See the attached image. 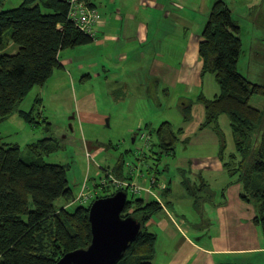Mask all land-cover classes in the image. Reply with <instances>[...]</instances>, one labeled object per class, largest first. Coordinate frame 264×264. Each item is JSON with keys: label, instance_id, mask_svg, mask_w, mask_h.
I'll return each mask as SVG.
<instances>
[{"label": "trees", "instance_id": "16d2710c", "mask_svg": "<svg viewBox=\"0 0 264 264\" xmlns=\"http://www.w3.org/2000/svg\"><path fill=\"white\" fill-rule=\"evenodd\" d=\"M68 12V0H23L0 12V123L17 112L34 87L45 85L60 68V52L94 41V32L80 31L68 19ZM241 33L228 6L216 1L202 30L198 54L202 76L212 74L219 92L212 99L200 96L198 101L205 110L203 127L216 126L220 115L229 119L236 155L224 161L223 167L237 177L241 199L254 206V222L264 240V111L249 103L255 95L264 97V87L238 72L243 53ZM20 116L30 125L45 124L46 133L51 131L50 123L38 116L35 121L31 111L20 112ZM184 119L187 121L188 115ZM181 134V128L175 134L168 122L158 127L156 161L172 154ZM220 141L223 150V139ZM57 146L52 138L26 145L25 152L33 157L27 162L18 145L0 141V264H57L65 254L86 249L91 242L90 207L72 204L75 197L67 178L69 167L43 159ZM60 200L64 205L58 207ZM160 210L156 201L128 200L121 217H133L142 229L117 264H153L156 237L144 227Z\"/></svg>", "mask_w": 264, "mask_h": 264}, {"label": "crops", "instance_id": "0c3cea01", "mask_svg": "<svg viewBox=\"0 0 264 264\" xmlns=\"http://www.w3.org/2000/svg\"><path fill=\"white\" fill-rule=\"evenodd\" d=\"M216 1H222L228 6L238 25L242 19L240 14L258 13L260 7L257 5L264 3V0H87L101 14V20L94 28L92 44L104 53L99 55L100 64L92 61L87 65L90 71L91 68L101 66V75L81 78L82 85L93 79H104L107 84L109 80L107 74L103 73L102 61H106L112 68L111 75L123 78L120 81L117 77L114 84L127 82L126 78L131 75L143 79L146 75V80L159 90L168 110L172 107L169 102L173 98L177 100L173 106L176 113H183L184 118L188 115L187 123L180 127L182 134L179 140L202 152L177 157L174 150L172 154L166 155L172 157L173 164H165L162 170L161 157L156 161L154 153L149 156L147 154V147L152 148L153 143L149 141L150 134L139 136L132 133L133 144L140 140L144 145L134 149L135 152H127L134 154L136 160L142 163V168L140 163L137 166L123 158L118 161L112 173L105 171L110 173L109 178H115L128 186L125 189L127 194L131 193L134 198L144 202L156 201L161 207L160 212L153 215L144 227L156 237L153 264H264V240L260 227L254 222L255 208L241 199V185L234 182V178L224 169L223 160L217 154L220 140L203 133L201 126L205 120L204 107L194 102L193 105L188 104V99H195L201 94H196V91L204 87L206 76H201L202 59L198 54L202 39L192 31L189 41L187 27L198 15H204L207 19ZM237 2L244 7L236 10ZM183 21L185 25L181 23ZM177 45H181L179 47H183V50L175 58L173 49L179 48ZM66 52L64 50L59 53L60 68L54 70L51 76H54L55 71H64L70 63L73 64V60L65 56ZM91 52L92 49L88 53ZM139 80L143 83L141 78ZM57 91L54 98L59 95L58 99H61L62 95ZM207 91L202 94L206 98ZM144 93L147 100L152 101L147 87ZM43 96L44 87L36 91L35 98L43 99ZM39 106L38 103L37 108ZM20 112L28 111L19 105L16 113L0 123V141L3 144L19 147L25 144L26 147L46 138L58 140L52 128L49 133L43 130L44 134L34 141L14 138L20 130L26 129ZM42 112L38 111L39 120L47 121V118L42 117ZM77 114L80 120L96 124L105 122V116L98 115L95 98L90 92L84 94L78 102ZM162 123L156 127L144 122L137 132H144L143 127L152 128L155 132ZM171 128L174 131L172 125ZM155 149L156 152L160 151L158 146ZM151 160L156 161V164L150 163ZM170 167L175 173L167 178L171 172ZM218 180L221 181L220 186L214 188Z\"/></svg>", "mask_w": 264, "mask_h": 264}, {"label": "rangeland", "instance_id": "374dc122", "mask_svg": "<svg viewBox=\"0 0 264 264\" xmlns=\"http://www.w3.org/2000/svg\"><path fill=\"white\" fill-rule=\"evenodd\" d=\"M22 2L23 0H1L0 12L15 8ZM242 6V4L237 2L235 4V9H242L244 7ZM257 6L260 7L258 13L247 15H245V13L240 14L242 19L239 21V26L242 30L240 37L243 43V53L238 64V72L251 83L264 87V3ZM206 20V16L204 15H198L191 20L192 24L187 27L190 33V35H187L188 40L193 33L196 37H200L201 39V33ZM181 23L184 24V21ZM184 25H182V27ZM179 46L181 45H177V47ZM13 49L12 46L9 47V51ZM90 49H92V52L88 53ZM174 49L173 55L175 58H178L183 47ZM66 51L65 56L72 59L73 64L70 63L64 71H55L56 73L54 76H51L46 81L45 85L34 87L20 105L26 107L28 112H32V117L34 120L36 119L35 121H37V112L43 111L42 117L47 118V121L51 125L52 132L58 138L57 142L59 143V147L57 146L56 151L44 155L43 159L49 164L69 167L67 178L75 197L72 204L74 206L81 205V200L78 198L83 194V197H91L90 201L86 204L88 208L96 200V197L102 198L109 195V193L114 194L121 190L114 184L109 183L111 179L108 177V174L110 173L105 171H110L112 173L117 163L119 164L118 161L123 158L124 161L136 164L137 166L138 163H140L136 160L134 154L127 152L142 148L144 145L143 141L139 142L140 140L138 139V141L133 144L132 133H136L135 135L139 136L140 134H150L149 141L153 142L152 151L149 152L151 148L147 147V154L149 156V154L158 153L155 149V144L158 140L156 139L155 132L152 128L145 127L142 128L144 132H137L139 126H143L144 122H146L148 123L147 125L152 123L157 127L163 121H169L175 134H177L180 127L187 122L184 119V114L176 113L173 107L176 105L177 100L171 99L169 104L172 105V107L168 110L166 104H163L164 99L161 97L159 90L157 91L153 84L146 80V75H144V79L138 75H131L126 78L127 82L114 84L117 77L118 79L121 77L111 75L113 72L112 68L107 65L106 61H102L101 63L104 65L103 73L107 74L109 80L107 84L104 82V79H93L92 82H87L82 85V82H80L81 78L87 75H101V66L96 67V69L91 68L90 71V67H87V65L92 61H96L100 64L99 55L104 52H101L100 49L92 43L89 46H80L67 49ZM164 51L166 50L162 52ZM205 76L204 87L196 91V94L198 92L201 94H198L195 99L193 97L188 99L190 101L188 103L189 105H193V102L196 105H200L201 103L198 101L200 96L205 99H212L218 94L219 87L217 86L214 76L212 74H206ZM140 78L143 83H140ZM121 79L123 80V78ZM121 79L120 81H122ZM134 81L139 82L134 83ZM43 87V99H41L42 97L35 98L36 91ZM145 87L149 89L150 95H147L152 100L150 102L145 96ZM206 89L208 90L205 93L207 98L202 95ZM56 90H59V92H57L62 95L61 99H58L59 95L54 98ZM161 90H163L162 87ZM89 92L95 98L96 107L99 110L98 115L105 116L104 123L96 124L87 120H80L77 114L78 102L84 94ZM179 92L180 90H178L177 94H179ZM36 99L40 100V106L38 108ZM249 103L252 107L264 111V97L255 95L250 99ZM153 105L156 110L152 108ZM74 117L75 119L73 120ZM25 123V131L20 130L18 136H13L14 138L19 139V141L27 139V141L30 142L44 134L43 127H45V124L30 125L27 122ZM70 126H72V130ZM217 126L218 128H216ZM202 130L204 134H209L219 140L220 138L223 139L224 149L222 150V146L219 144L217 150V154L220 155V158H223V162H229L231 156L236 155L233 135L229 119L226 115H220L218 117L216 126H202ZM20 150L22 152V158L30 162L33 157L28 152H25V144H22ZM175 152L177 157L202 153L201 150L193 145L189 147L184 145L179 139L175 145ZM160 160L163 166L162 170L163 168L165 169L166 165L173 164L171 156L162 155ZM150 163L156 164V161L151 160ZM140 168H142V163H140ZM162 170L160 169L161 172ZM170 171L167 178L172 177L175 173L172 167H170ZM232 178H234V182H237V177L234 176ZM220 183L221 181L218 180L214 188H218ZM127 199L131 200L136 198L129 193ZM62 205H64L63 201L60 200L57 202L58 207Z\"/></svg>", "mask_w": 264, "mask_h": 264}, {"label": "water", "instance_id": "95a60500", "mask_svg": "<svg viewBox=\"0 0 264 264\" xmlns=\"http://www.w3.org/2000/svg\"><path fill=\"white\" fill-rule=\"evenodd\" d=\"M127 195L120 190L110 197L96 199L88 213L89 246L65 254L57 264H117L142 229L141 223L133 217H121L128 202Z\"/></svg>", "mask_w": 264, "mask_h": 264}, {"label": "built area", "instance_id": "2783aa9c", "mask_svg": "<svg viewBox=\"0 0 264 264\" xmlns=\"http://www.w3.org/2000/svg\"><path fill=\"white\" fill-rule=\"evenodd\" d=\"M68 3V19L73 22L80 31L90 35L93 34L94 28L101 20L100 12L96 8L90 7L85 0H68ZM110 179L109 183L114 184L117 188L122 190L128 188L123 182H120L115 178L112 179V177H110ZM78 199L81 200V205H84L90 201L91 197H83V194H81Z\"/></svg>", "mask_w": 264, "mask_h": 264}]
</instances>
